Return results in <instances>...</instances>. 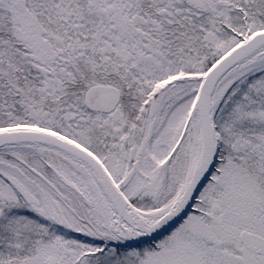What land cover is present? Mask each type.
I'll return each mask as SVG.
<instances>
[{
  "label": "snow or ice",
  "instance_id": "snow-or-ice-1",
  "mask_svg": "<svg viewBox=\"0 0 264 264\" xmlns=\"http://www.w3.org/2000/svg\"><path fill=\"white\" fill-rule=\"evenodd\" d=\"M0 264H264V0H0Z\"/></svg>",
  "mask_w": 264,
  "mask_h": 264
}]
</instances>
